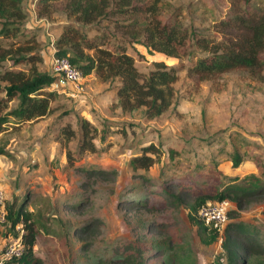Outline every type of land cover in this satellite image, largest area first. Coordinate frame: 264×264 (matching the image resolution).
I'll return each instance as SVG.
<instances>
[{
    "label": "rangeland",
    "instance_id": "374dc122",
    "mask_svg": "<svg viewBox=\"0 0 264 264\" xmlns=\"http://www.w3.org/2000/svg\"><path fill=\"white\" fill-rule=\"evenodd\" d=\"M25 4L29 12L23 27L26 38L20 42H35L33 52L42 58L36 64L38 70L52 74L55 42L63 33L62 27L76 23L75 19L68 18L64 12L65 1L56 3V11L48 18L38 17V0H25ZM230 4V0H166L165 8L169 15L181 9L185 25L196 22L206 35H214L206 31L226 14ZM255 5L264 9V0H255ZM100 24L87 27L88 35L96 43H101L105 34ZM102 27L113 26L105 22ZM143 52L147 62L138 63L143 71L155 61H163L168 66L180 63L164 55L150 56ZM11 66L12 62H6L0 67V73ZM29 68L17 67L25 71ZM82 83L83 92L78 97L69 95L70 86L64 85L60 91L53 87L46 89L45 92L55 94L52 114L26 123L17 124L13 120L0 135V149L8 154L0 156V183L7 195V209L23 204L37 221L43 238L35 252L45 264H94L96 259L112 258V248L120 243L140 241L150 249L149 256L155 252L154 246L163 249L174 245L182 264H217L224 236L206 244L214 232L210 229L201 237L186 207L149 213L144 208L127 211L121 202L128 200L133 186L141 191L150 184L163 187V172L168 173L167 178L173 184L180 182L198 192L209 193L222 190L234 179L259 175L256 163L264 168V83L244 70L210 79L183 71L176 85L185 96L179 109H171L152 120H145L144 111L122 113L116 93L111 91L118 86L117 82L105 84L91 75ZM18 105V100L10 104L13 108ZM79 118L96 125L98 133L94 142L98 151L86 153L70 167L66 151L60 142L52 141L50 129L65 120L76 125ZM106 121L119 125L111 127L108 138L102 140ZM122 130L127 131L126 136ZM151 142L164 145L162 163L149 171L137 170L132 160L140 153L141 146ZM69 148L77 155L79 140L69 144ZM237 149L246 153V158L235 169L232 157ZM171 150L176 152L172 161ZM94 167L117 175L89 177L87 172ZM68 204H75L78 210H69ZM148 218L162 220L166 227L149 232L145 226ZM95 219H100L103 225L92 229L90 234H82L80 239L75 227L80 233V229ZM239 220L256 226L264 236V199L240 212ZM6 228L0 227V257L5 245L19 235L18 230L7 234ZM172 260L173 252H169L149 264H170ZM221 262L228 264L225 258ZM249 264H264V258L255 256Z\"/></svg>",
    "mask_w": 264,
    "mask_h": 264
},
{
    "label": "trees",
    "instance_id": "16d2710c",
    "mask_svg": "<svg viewBox=\"0 0 264 264\" xmlns=\"http://www.w3.org/2000/svg\"><path fill=\"white\" fill-rule=\"evenodd\" d=\"M61 1H65L63 10L67 17L74 18L76 23H67L62 27L63 33L55 42L56 57L69 59L84 78L95 75L105 84L113 85L117 82L118 86H114L111 91L116 93L119 108L124 114L144 111L145 120H152L171 109H179L185 96L176 85L183 71L191 76L210 79L235 70H244L258 82L264 83V9L257 8L255 0H230L226 14L206 31L214 35H206L196 22L190 26L185 25L181 9L169 15L165 8L166 0H38V17H50L56 11L55 4ZM25 5V0H0V67L8 61L12 62V68L0 73V135L8 130L13 120L17 124L26 123L51 115L55 94L45 90L60 80L53 74L38 70L36 64L42 62V58H37L38 55L33 52L35 42H20L26 38L23 27L29 12ZM105 22L113 27L103 28ZM98 23H101L105 32L101 43H96L87 30V27ZM137 46L144 47L150 56L161 54L179 60L180 63L168 66L163 61H155L143 71L138 63L147 62V58ZM21 65L30 68L27 71L17 69ZM15 100L19 101V105L13 108L10 104ZM118 125L106 121L101 139H107L109 129ZM50 132L53 133L52 141L60 142L61 148L66 151L70 167L86 153L98 151L94 142L98 130L88 120L79 118L76 125L65 120L51 127ZM122 134L126 136L127 131L122 130ZM76 140H79L77 155L69 148V144ZM214 141L209 144L210 147H213ZM139 152L134 156L132 164L137 170L143 171L161 164L165 154L163 144L152 142L141 146ZM6 155L5 150L0 149V156ZM174 157L176 152L171 150L170 161ZM245 158L246 153L240 149L235 150L233 167L239 168ZM256 164L259 175H251L243 180L234 179L216 193L203 190L198 192L192 186L180 182L173 184V180L167 178L168 173L163 172V187L150 184L141 191L138 186H133L128 200L122 201L121 205L127 211L144 208L149 213L186 207L190 211L191 223L198 227L199 235L204 237L210 228L200 219V209L209 203L229 201L235 205L236 210L231 209L228 213L229 223L225 230L223 251L217 264H223V258L227 259L228 264H249L255 256L264 258L262 232L256 226L239 220L240 212L264 199V168ZM87 174L89 177L104 178L117 175L116 172L95 167ZM66 208L78 210L75 204H68ZM7 212L6 233L16 232L17 227L23 225L25 252L21 258L12 259H4L3 252L0 263L45 264L42 256L35 252L43 235L37 229L38 223L31 212L23 204L19 207L14 205ZM162 222L148 218L145 226L151 232L166 227ZM101 225L103 222L95 219L80 229V233L76 227L74 231L82 239V234H90L92 229ZM212 231L214 236L206 244L219 239V234ZM112 249V258L96 259L94 264H149L169 252H173L170 264L183 263L174 245L164 250L154 246L155 252L150 256V249L140 241L120 243Z\"/></svg>",
    "mask_w": 264,
    "mask_h": 264
},
{
    "label": "built area",
    "instance_id": "2783aa9c",
    "mask_svg": "<svg viewBox=\"0 0 264 264\" xmlns=\"http://www.w3.org/2000/svg\"><path fill=\"white\" fill-rule=\"evenodd\" d=\"M52 74L62 78V80L56 82L52 86L55 91H60L61 87L65 85L72 88V91L70 90V96L76 97L82 94V82L85 78L82 73L72 65L69 59L55 57L52 61ZM231 209H233V206L229 201L217 204L212 203L211 206H203L200 209L199 217L207 227L216 231L222 239L229 223L228 213ZM7 216V195L0 183V227H6L8 225ZM17 230L19 231V235L5 245L4 259L21 258L25 252V245L22 238L25 233L23 225H19ZM0 264L3 263L1 262Z\"/></svg>",
    "mask_w": 264,
    "mask_h": 264
},
{
    "label": "crops",
    "instance_id": "0c3cea01",
    "mask_svg": "<svg viewBox=\"0 0 264 264\" xmlns=\"http://www.w3.org/2000/svg\"><path fill=\"white\" fill-rule=\"evenodd\" d=\"M138 48V50L142 53V54H144V52H143V50H145L146 51V53H147V55H148V52H147V50L144 48V47H141V46H137ZM142 49V50H141ZM145 55V54H144ZM161 55V54H160Z\"/></svg>",
    "mask_w": 264,
    "mask_h": 264
},
{
    "label": "water",
    "instance_id": "95a60500",
    "mask_svg": "<svg viewBox=\"0 0 264 264\" xmlns=\"http://www.w3.org/2000/svg\"><path fill=\"white\" fill-rule=\"evenodd\" d=\"M208 205H209V206H211V205H212V203H209Z\"/></svg>",
    "mask_w": 264,
    "mask_h": 264
}]
</instances>
